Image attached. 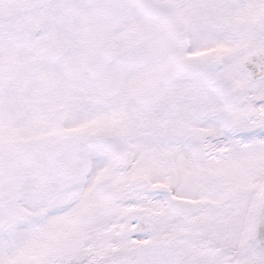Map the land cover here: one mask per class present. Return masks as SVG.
<instances>
[{
  "label": "snow or ice",
  "instance_id": "1",
  "mask_svg": "<svg viewBox=\"0 0 264 264\" xmlns=\"http://www.w3.org/2000/svg\"><path fill=\"white\" fill-rule=\"evenodd\" d=\"M0 264H264V0H0Z\"/></svg>",
  "mask_w": 264,
  "mask_h": 264
}]
</instances>
